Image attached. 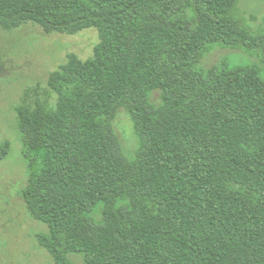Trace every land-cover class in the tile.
Instances as JSON below:
<instances>
[{
	"label": "trees",
	"instance_id": "trees-1",
	"mask_svg": "<svg viewBox=\"0 0 264 264\" xmlns=\"http://www.w3.org/2000/svg\"><path fill=\"white\" fill-rule=\"evenodd\" d=\"M237 5L0 0L5 31L98 35L90 58L50 72L53 99L16 108L24 206L54 264H264V55L199 67L215 47L264 52ZM121 108L130 159L112 128Z\"/></svg>",
	"mask_w": 264,
	"mask_h": 264
},
{
	"label": "rangeland",
	"instance_id": "rangeland-1",
	"mask_svg": "<svg viewBox=\"0 0 264 264\" xmlns=\"http://www.w3.org/2000/svg\"><path fill=\"white\" fill-rule=\"evenodd\" d=\"M236 13L241 22L264 39V0H238ZM97 42L94 28L75 35L48 34L31 23L11 31L0 28V145L8 144L7 154L0 159V264H54L35 239L36 234L46 233L47 227L34 220L24 206L22 190L29 172L22 156L16 108L53 99L47 88L50 72L65 62L67 54L81 60L90 58ZM261 55V47L251 55L215 47L202 58L199 67L208 69L224 58L261 64ZM151 101L159 102L158 91L152 92ZM112 128L124 156L130 159L138 140L124 109L117 111ZM70 259L74 264H84L79 256Z\"/></svg>",
	"mask_w": 264,
	"mask_h": 264
}]
</instances>
